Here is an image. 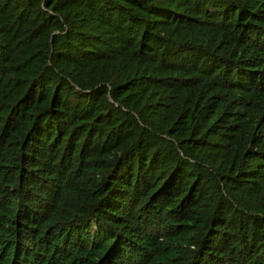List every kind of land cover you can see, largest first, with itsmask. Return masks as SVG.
<instances>
[{"label": "trees", "instance_id": "1", "mask_svg": "<svg viewBox=\"0 0 264 264\" xmlns=\"http://www.w3.org/2000/svg\"><path fill=\"white\" fill-rule=\"evenodd\" d=\"M0 264H264V0H0Z\"/></svg>", "mask_w": 264, "mask_h": 264}, {"label": "clouds", "instance_id": "2", "mask_svg": "<svg viewBox=\"0 0 264 264\" xmlns=\"http://www.w3.org/2000/svg\"><path fill=\"white\" fill-rule=\"evenodd\" d=\"M251 77H253V75H252ZM253 78H254V77H253Z\"/></svg>", "mask_w": 264, "mask_h": 264}]
</instances>
